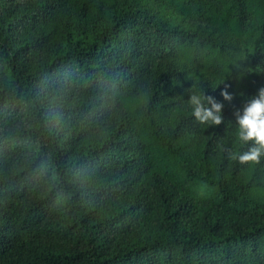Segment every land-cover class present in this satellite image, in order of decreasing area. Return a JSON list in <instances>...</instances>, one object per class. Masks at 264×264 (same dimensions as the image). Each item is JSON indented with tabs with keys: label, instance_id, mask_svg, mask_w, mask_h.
<instances>
[{
	"label": "trees",
	"instance_id": "obj_1",
	"mask_svg": "<svg viewBox=\"0 0 264 264\" xmlns=\"http://www.w3.org/2000/svg\"><path fill=\"white\" fill-rule=\"evenodd\" d=\"M261 87L264 0H0V264H264Z\"/></svg>",
	"mask_w": 264,
	"mask_h": 264
},
{
	"label": "clouds",
	"instance_id": "obj_2",
	"mask_svg": "<svg viewBox=\"0 0 264 264\" xmlns=\"http://www.w3.org/2000/svg\"><path fill=\"white\" fill-rule=\"evenodd\" d=\"M188 99L182 102L190 110V115L206 127L218 126L223 122V103L206 95L205 89L196 85L187 89ZM224 101H231L232 94L227 90L221 93ZM236 143L246 146V150H229L228 158L240 165L258 163L264 157V87L249 98L242 109L235 113Z\"/></svg>",
	"mask_w": 264,
	"mask_h": 264
},
{
	"label": "rangeland",
	"instance_id": "obj_3",
	"mask_svg": "<svg viewBox=\"0 0 264 264\" xmlns=\"http://www.w3.org/2000/svg\"><path fill=\"white\" fill-rule=\"evenodd\" d=\"M201 189H202V188H199V189H198V192H200V191H201Z\"/></svg>",
	"mask_w": 264,
	"mask_h": 264
}]
</instances>
